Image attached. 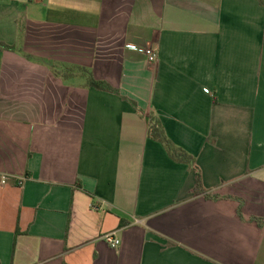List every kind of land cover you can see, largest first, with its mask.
Listing matches in <instances>:
<instances>
[{
    "label": "crops",
    "instance_id": "1",
    "mask_svg": "<svg viewBox=\"0 0 264 264\" xmlns=\"http://www.w3.org/2000/svg\"><path fill=\"white\" fill-rule=\"evenodd\" d=\"M0 44V264H264L259 0H0Z\"/></svg>",
    "mask_w": 264,
    "mask_h": 264
},
{
    "label": "trees",
    "instance_id": "2",
    "mask_svg": "<svg viewBox=\"0 0 264 264\" xmlns=\"http://www.w3.org/2000/svg\"><path fill=\"white\" fill-rule=\"evenodd\" d=\"M261 5L264 7V0H259ZM0 47H4L0 44ZM89 86L95 87L97 90L120 95V92L116 90L114 87H112L109 83L103 82V81H96L93 77L89 78ZM137 108L136 103H132ZM148 122L150 125V137L158 142H160L168 152L169 156L178 163H184L188 164L189 167L194 171V173L197 175V187L194 191L196 193V196H203L206 199H212V200H218L220 197L217 195H211L208 194L203 186V179H202V172L200 168L196 164L195 158L187 153L185 150L179 148L176 146L166 135L165 129L155 114H151L150 117H148ZM240 202L239 207V217L244 220L243 214H242V201ZM250 221L256 222L260 227H264V220L260 218H251Z\"/></svg>",
    "mask_w": 264,
    "mask_h": 264
},
{
    "label": "built area",
    "instance_id": "3",
    "mask_svg": "<svg viewBox=\"0 0 264 264\" xmlns=\"http://www.w3.org/2000/svg\"><path fill=\"white\" fill-rule=\"evenodd\" d=\"M130 50L139 51L143 53L149 64H155L158 60V54L152 47H137V46H129ZM105 241L109 244V246L113 249H118L121 246V241L115 237L114 234L105 236Z\"/></svg>",
    "mask_w": 264,
    "mask_h": 264
}]
</instances>
